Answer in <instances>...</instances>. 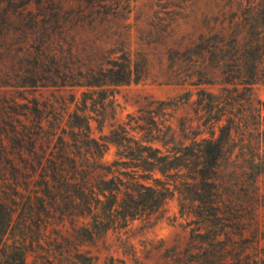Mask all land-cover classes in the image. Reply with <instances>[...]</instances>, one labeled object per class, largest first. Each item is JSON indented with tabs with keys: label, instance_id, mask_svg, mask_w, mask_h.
Segmentation results:
<instances>
[{
	"label": "trees",
	"instance_id": "1",
	"mask_svg": "<svg viewBox=\"0 0 264 264\" xmlns=\"http://www.w3.org/2000/svg\"><path fill=\"white\" fill-rule=\"evenodd\" d=\"M84 2L106 14L121 7V0ZM26 10L38 36L36 52H26L32 66L23 70L7 61L18 53L15 16ZM232 11L230 20L206 24L198 37L164 36L162 56L169 66L163 84L187 90L156 108L152 102L96 140L87 113L97 112L104 121L105 103L116 88L149 78L151 53L133 51L127 38H118L95 64L74 66L71 53L63 51L62 8L54 0H0V89L88 90L64 128L59 120L46 127L37 103L34 115L27 104L0 102V264H57L67 257L93 264L83 246L150 219L176 196L194 218L196 237L209 241L205 264H222L236 235L244 240L237 264H264L251 261L253 246L244 239L264 174L263 110L253 99V87L264 78V0H233ZM216 87L217 93L209 90ZM193 96L197 124L184 122L178 140L170 112ZM110 144L118 159L105 165ZM237 148L254 152L242 174L249 181L242 205L224 171ZM217 257L221 262H211Z\"/></svg>",
	"mask_w": 264,
	"mask_h": 264
},
{
	"label": "rangeland",
	"instance_id": "2",
	"mask_svg": "<svg viewBox=\"0 0 264 264\" xmlns=\"http://www.w3.org/2000/svg\"><path fill=\"white\" fill-rule=\"evenodd\" d=\"M232 2L233 0H121L118 11L110 10L106 14L99 7L90 11L84 0H54V4L62 8L61 43L63 51L71 53L72 65L95 64V58L109 51L111 44L119 42L118 38H127L133 51L146 50L151 53L149 78L116 88L114 95L105 103L104 121H100L97 112L87 113L93 118L90 122L91 137L96 140L107 138L112 130L127 123L129 116L138 115L139 110L152 102H155L153 107L156 108L159 102H169L184 94L187 89L181 86L163 84L169 62L163 59L164 47L160 40L164 36H171L173 40L183 36L198 37L205 32L206 24L228 21L234 16ZM14 20L13 34L18 53L16 59L7 61V65L28 70L32 66V60L26 56V52H36L37 44L33 39L38 35L33 34L27 10L17 14ZM94 24L96 28L93 27ZM209 90L217 93L219 88ZM87 91L85 88H2L0 102L15 100L19 104H27L34 115L38 114L35 111L37 103L45 118L46 127L57 124L59 120L64 128L69 116L83 107V93ZM193 93H196L195 89ZM195 99L193 96L189 103L180 106L174 113L170 112L172 128L177 132L178 140L183 139L184 122L196 120L193 106ZM253 99L256 104H261L264 129V78L253 87ZM88 108L92 109L90 99ZM196 124L197 121L194 126ZM117 152V147L110 144L101 162L105 165L112 164L118 159ZM243 152L237 148L230 162L224 166L226 184L233 188L232 197L240 205L248 201L246 196L249 181L242 174L248 168L247 159L254 153L253 150ZM232 172L235 175L230 176ZM256 186L259 203L244 238L253 246L249 250L251 261L258 258L264 260V174L258 178ZM181 202V198L176 196L150 219L135 221L124 229L111 230L94 244L85 245L81 250L94 258L93 264H205L202 258L210 249L209 241L206 237H196L194 218L182 210ZM243 241L241 237L234 236L231 249L227 250L221 260L222 264H237L235 256L240 254ZM218 259L220 258H212L211 262L220 261ZM57 264H74V260L67 257Z\"/></svg>",
	"mask_w": 264,
	"mask_h": 264
}]
</instances>
